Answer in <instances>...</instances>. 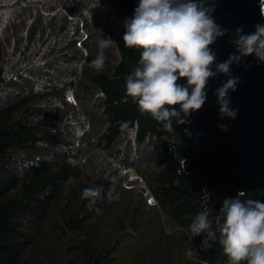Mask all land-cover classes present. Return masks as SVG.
<instances>
[{"label":"trees","instance_id":"16d2710c","mask_svg":"<svg viewBox=\"0 0 264 264\" xmlns=\"http://www.w3.org/2000/svg\"><path fill=\"white\" fill-rule=\"evenodd\" d=\"M33 1L0 0V264H35L36 249L39 264H226L218 239L202 246L188 226L205 192L214 223L238 194L220 171L229 141L181 114L165 130L126 95L140 50L125 48L124 22L138 0ZM108 37L119 51L97 71ZM75 129H86L77 147ZM93 148L98 159H79ZM96 185L103 198L90 205L82 192Z\"/></svg>","mask_w":264,"mask_h":264},{"label":"clouds","instance_id":"9594fccd","mask_svg":"<svg viewBox=\"0 0 264 264\" xmlns=\"http://www.w3.org/2000/svg\"><path fill=\"white\" fill-rule=\"evenodd\" d=\"M214 11V3L208 4L207 0H138L133 17L124 22L125 48L140 50L136 66L124 77L126 95L142 113L165 122V130L171 129L173 117L202 109L207 83L218 75L228 77L213 93L220 116L234 120L238 110L230 106L229 92L236 91L239 78L230 75L231 66L249 56L264 63V24L255 25L252 33L238 27L231 35L235 53L216 63L210 46L228 33L213 19ZM261 15L264 16V0ZM114 47L119 51L111 37L102 38L90 67L102 70L105 50ZM180 80H186V84L178 83ZM220 127L227 130L226 125ZM242 196L238 193L236 198L224 199L214 223L205 192L202 210L188 231L191 237H204L202 246H211L218 239L226 264H264V203L252 198L243 200ZM82 197L94 205L103 198V188L87 187Z\"/></svg>","mask_w":264,"mask_h":264},{"label":"water","instance_id":"95a60500","mask_svg":"<svg viewBox=\"0 0 264 264\" xmlns=\"http://www.w3.org/2000/svg\"><path fill=\"white\" fill-rule=\"evenodd\" d=\"M207 3H214L213 19L228 33L210 46L216 63H222L235 53L231 35L238 27H243L244 33H252L255 25L264 24L261 0H207ZM230 75L239 78L236 91L229 92L230 106L238 110L234 120L220 116L213 93L228 77L218 75L207 83V99L202 109L187 116L181 113L182 122L186 127L201 130L208 139H227L229 149L222 159L221 173L237 193L260 191L259 200L264 203V63L253 56L242 58L239 64L231 66ZM178 83L185 85L186 80ZM176 111L179 112V106ZM220 125H226L227 130Z\"/></svg>","mask_w":264,"mask_h":264},{"label":"rangeland","instance_id":"374dc122","mask_svg":"<svg viewBox=\"0 0 264 264\" xmlns=\"http://www.w3.org/2000/svg\"><path fill=\"white\" fill-rule=\"evenodd\" d=\"M33 0H24V4H32ZM34 2V1H33ZM52 15V13L50 12H47V11H44L43 13V16L44 17H47L48 15ZM69 100L71 102H74L73 99L71 98V96L69 97ZM71 130V129H70ZM86 129H83V130H78V129H75V136L77 138V144H76V147L79 145L80 142L84 141V143H86V136H84V131ZM93 150V151H92ZM92 150H87L85 153H83L81 156H80V160L83 161L86 157L88 158H95V159H98L97 157H94V155L96 153H94V151H97L98 152V149H95L93 148ZM99 153V152H98ZM78 156V155H77ZM120 171V170H119ZM121 174L123 175V178H122V183L125 184V186H129L130 183H135L134 187L142 190L143 192H145L144 190V185L142 183V180H140L137 176L136 173L134 172H130V173H126L124 174L123 172H121ZM145 197H147L146 199H150L147 195H145ZM44 231L45 233H52L53 232V228L50 224L46 225L44 227ZM54 233V232H53ZM48 246V244H46ZM31 257L33 260H35V264H39V261H40V258H41V253L38 249H36L35 251H33L31 253Z\"/></svg>","mask_w":264,"mask_h":264},{"label":"built area","instance_id":"2783aa9c","mask_svg":"<svg viewBox=\"0 0 264 264\" xmlns=\"http://www.w3.org/2000/svg\"><path fill=\"white\" fill-rule=\"evenodd\" d=\"M260 8H261V5H260Z\"/></svg>","mask_w":264,"mask_h":264}]
</instances>
